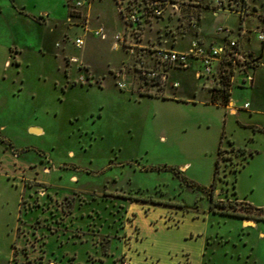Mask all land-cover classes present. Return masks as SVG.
<instances>
[{
  "label": "rangeland",
  "instance_id": "374dc122",
  "mask_svg": "<svg viewBox=\"0 0 264 264\" xmlns=\"http://www.w3.org/2000/svg\"><path fill=\"white\" fill-rule=\"evenodd\" d=\"M75 1L0 0V264H264V220L233 215L254 213L239 201L264 208V192L253 191L264 163L234 158L248 113L212 104L196 63L173 73L178 94L140 91L138 77L122 90L117 77L123 67L135 76L142 50H187L201 28L208 39L221 27L238 38L239 14L206 5L196 29L187 12L153 21L131 54L114 50L111 35L77 48ZM249 2L245 26L255 30L264 0ZM93 3L112 35L122 29L115 0ZM242 42L264 61L257 34ZM256 70L254 88L235 71L237 108L264 93ZM211 194L225 205L212 207Z\"/></svg>",
  "mask_w": 264,
  "mask_h": 264
},
{
  "label": "built area",
  "instance_id": "2783aa9c",
  "mask_svg": "<svg viewBox=\"0 0 264 264\" xmlns=\"http://www.w3.org/2000/svg\"><path fill=\"white\" fill-rule=\"evenodd\" d=\"M94 0H76L72 7L83 24L80 25L84 31V36L75 38L74 44L77 48H82L86 43L87 35L107 40L108 34L104 28L93 29L88 22V15L85 8H89ZM120 17L123 21L124 28L114 34L113 49L125 50L131 54L137 52L136 49L129 46L130 40L138 39L147 27H150L153 21L175 15L179 19L185 12L184 17L192 24L193 28H197L199 18L196 14H192L189 9L193 5H201L200 0H115ZM206 5H212V9L234 11L241 17L242 22L251 11L249 0H210ZM189 8L185 11L184 8ZM263 25L256 27L255 30H247L241 24L237 33L238 38L229 39L234 30L221 27V32L226 42L224 44L205 45L199 39H194L187 50H178L167 47H153L149 51L148 57L142 53L136 57V64L133 67L134 77L127 76L125 70L119 71L118 86L122 90L136 89L135 78L138 77L143 88L140 91L150 90L152 92L164 91L169 86V70L177 68L181 70L188 69L192 60L200 62L201 71L198 72L199 77L210 79L211 87L219 84L223 74H232V81L235 71L245 73L251 68L263 67L264 61L253 55L244 53L240 47V39L249 34H257V39L264 42V17ZM142 48V47H140ZM260 65V66H258ZM168 68V69H167ZM253 80L251 76H247L244 83H250ZM174 89L179 87L178 83H171ZM246 109L250 107L247 103Z\"/></svg>",
  "mask_w": 264,
  "mask_h": 264
},
{
  "label": "crops",
  "instance_id": "0c3cea01",
  "mask_svg": "<svg viewBox=\"0 0 264 264\" xmlns=\"http://www.w3.org/2000/svg\"><path fill=\"white\" fill-rule=\"evenodd\" d=\"M208 1H210V0H200V4L201 5H197L196 8L194 7V10H197L196 15L199 18V25H197V28H199V26L201 24V19H202L201 17H202L203 10L210 9V8L206 7V3ZM93 4L89 8H87L85 10L86 14L88 15L89 25H91V24L94 25L93 27L91 26V28H93V29L104 28L105 31L108 34V39H109L110 35L113 38L115 33L119 32V31H122V29L124 28V24H123L122 29L121 28L120 29H116L115 30L116 32H114V34L112 35L111 32L109 30H107V28L104 26V24H103L102 20L100 19V17L99 16L94 17V15L92 13L93 6H94ZM249 4H250V2H249ZM250 8H251V5H250ZM212 10L214 11L215 16H218L220 11H226V10L217 11L216 9H212ZM250 14L251 13L248 14V16L245 18V20L243 22H242L241 17H240V21H241L240 26L242 24V26L244 28H246L247 30H249V29L245 26V22H246V19L250 16ZM257 16H258V18H257L256 27L262 26L263 25L262 16H264V13H258L257 12ZM226 28H228V27H226ZM219 29H218V36H214V37L208 39L206 35H203L204 32L202 31V28H201L200 31H197V36L198 37H196V39H199L200 41H202L207 46L211 45V44H217V45L224 44L226 42V38L221 32H219ZM232 30H234V29H232ZM236 31H238V30H236ZM202 36H205V38L202 37ZM246 37H247V35L243 36L241 38V40H240L241 50L244 53L253 55V56L258 57V58L261 59L259 54H255L253 51H250V50H244L242 41H243V39H246ZM250 37H251V35L248 38H250ZM202 38H204V39H202ZM161 47H168V44L163 42ZM78 59H79V57H78ZM80 60H81V58H80ZM195 63L197 65H199V67H197V70L195 71V76L198 79H204L206 85L210 84V79H207L206 77H199V75H198V72L201 71V65H200L199 61L192 60L190 67L188 69H185L184 71L190 70L192 68L193 64H195ZM258 68L259 67H257V69ZM175 70H181V69L172 68V69L169 70V86H168V88H170V89H168V90L171 91V94L172 93L173 94L174 93L178 94L179 88H180V83L178 81H173L172 82V83H175V82L178 83L179 84L178 88L174 89L173 87L170 86V84H171L170 80H171V78H173V73L176 72ZM252 70L253 69H249L245 73H242L243 74V77H242L243 79H242V82L239 83L241 86L243 84H245V85L247 84V83H244L245 82L244 80H246V77L249 75V76H251L253 78V80L250 82V86L252 88H254V85L256 83V76L254 74H255V72L257 70H256V68H255L254 71H252ZM238 73H241V72H238ZM238 73L234 76L233 81H232L231 96H230V101H229L228 105H226V106L217 105V104H215V105L225 108L229 112V114H231L233 116L240 115V112L248 113V116H247V118H246V120L244 122L245 123L244 125L246 126L245 127L246 128V132H247V136L245 138L244 147H239V148L238 147H236V148L233 147V151L235 153H237L236 156L234 157V158L238 159V160H236V162L237 163L241 162L240 161L241 159H239V158L242 157L243 161L241 163H249V164H251V163H264V93L261 96L258 94V96L256 98H252L251 101L246 100L245 102H243V104L240 105L239 108H237L236 107L237 100H241L242 101V99H241L242 94L241 93H237V99L234 96V90H235L234 89V87H235L234 84H235L236 78L238 77ZM237 88H243V87H240L239 85H237ZM209 93H210L211 98H212L211 89H209ZM174 97H175V99H177V96H174ZM247 103L250 104V107L246 109L244 106ZM30 131L35 133V134L44 133V129L42 127H40V126L31 127ZM236 150H239V151L236 152ZM247 155H249V156H247ZM234 161H235V159H234ZM259 175H261V173ZM261 177H262L261 178V182L259 184H255L253 186V191H255V192H264V182H263V178L264 177L263 176H261ZM239 202H242V201H239ZM242 203H244V202H242ZM251 205H253V204H251ZM253 206H255V205H253ZM252 222H254V224H250L251 226H257V221L256 220H252ZM244 225H245V221H244Z\"/></svg>",
  "mask_w": 264,
  "mask_h": 264
},
{
  "label": "trees",
  "instance_id": "16d2710c",
  "mask_svg": "<svg viewBox=\"0 0 264 264\" xmlns=\"http://www.w3.org/2000/svg\"><path fill=\"white\" fill-rule=\"evenodd\" d=\"M264 16H262L263 18ZM232 74H223L221 76V80L219 82L218 85L214 86L211 88L212 91V103L213 104H218V105H223L226 106L228 105L229 101H230V96H231V86H232ZM222 155V151L219 152V157H221ZM219 170H220V161L217 160L216 162V168H215V176H214V182L212 185V189H214V186L216 185V179L219 175ZM236 178H235V182H236ZM210 199L212 201V207L218 208V207H222L225 205V203L223 201H214V198L212 196V194L210 195ZM240 203V202H239ZM237 203V204H239ZM242 203V202H241ZM244 206H247L250 211L253 213L252 216H244V215H239L237 213H234L233 215L241 217V218H251L254 220H264V216L262 215L264 213V208H258L255 207L249 203H243Z\"/></svg>",
  "mask_w": 264,
  "mask_h": 264
},
{
  "label": "bare ground",
  "instance_id": "6f19581e",
  "mask_svg": "<svg viewBox=\"0 0 264 264\" xmlns=\"http://www.w3.org/2000/svg\"><path fill=\"white\" fill-rule=\"evenodd\" d=\"M247 223L254 224V222H252V221H248Z\"/></svg>",
  "mask_w": 264,
  "mask_h": 264
}]
</instances>
